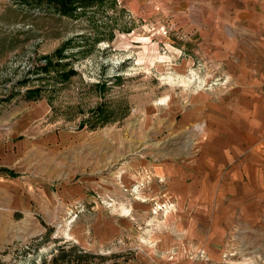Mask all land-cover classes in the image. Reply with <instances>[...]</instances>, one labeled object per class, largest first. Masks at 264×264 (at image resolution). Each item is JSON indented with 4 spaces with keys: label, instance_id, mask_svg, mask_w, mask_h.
I'll return each instance as SVG.
<instances>
[{
    "label": "rangeland",
    "instance_id": "obj_1",
    "mask_svg": "<svg viewBox=\"0 0 264 264\" xmlns=\"http://www.w3.org/2000/svg\"><path fill=\"white\" fill-rule=\"evenodd\" d=\"M191 49L120 0H0V132L20 163L0 264H67L51 256L70 246L72 264H264V177L207 120L232 84Z\"/></svg>",
    "mask_w": 264,
    "mask_h": 264
},
{
    "label": "crops",
    "instance_id": "obj_2",
    "mask_svg": "<svg viewBox=\"0 0 264 264\" xmlns=\"http://www.w3.org/2000/svg\"><path fill=\"white\" fill-rule=\"evenodd\" d=\"M120 1L132 12L166 17L169 28L189 42L191 50L210 67L224 72L233 90L225 96L221 91L219 104L211 103L212 112L205 116L211 125H217L216 129L239 132L231 145L243 149L239 152L240 162L251 160L245 168L254 171L256 177H264V0ZM12 130L10 138L17 136L19 127ZM246 130L254 131L256 137L247 140ZM3 136L0 132L1 197L16 191L1 170H14L20 164L16 153L7 156L9 149Z\"/></svg>",
    "mask_w": 264,
    "mask_h": 264
},
{
    "label": "trees",
    "instance_id": "obj_3",
    "mask_svg": "<svg viewBox=\"0 0 264 264\" xmlns=\"http://www.w3.org/2000/svg\"><path fill=\"white\" fill-rule=\"evenodd\" d=\"M61 5H63L66 9L68 7L71 6V4L73 2H77V3H81V2H90V3H97V4H101L104 0H59ZM72 10V9H71ZM64 76H67V74H65ZM1 171H5L7 172L8 174H10V171L6 170V169H3ZM79 252L80 253V250H78L76 247L74 246H70L69 247V250L66 251V252H63L62 249H60L59 251H57L55 254H53L51 256V261L56 263L57 261H60V262H65L67 264H72V262L74 261L75 257H73V254H75V252ZM41 263L40 264H43V261H40Z\"/></svg>",
    "mask_w": 264,
    "mask_h": 264
}]
</instances>
